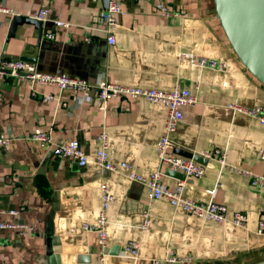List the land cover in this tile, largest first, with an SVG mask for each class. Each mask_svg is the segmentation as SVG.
Segmentation results:
<instances>
[{
    "label": "crops",
    "instance_id": "1",
    "mask_svg": "<svg viewBox=\"0 0 264 264\" xmlns=\"http://www.w3.org/2000/svg\"><path fill=\"white\" fill-rule=\"evenodd\" d=\"M156 1L121 0L115 43L108 45L98 22L102 0H0V9L17 16L33 17L39 9H48L43 35L54 34L51 40L42 36L35 48L36 30L23 26L7 42L13 14L0 11V57L35 58L43 74L61 73L90 83L103 78L162 91L181 87L195 94L196 105L183 109V120L171 136L173 149L194 155L219 149L226 160L224 166L207 160L203 176L185 183L184 196L205 203L211 200L208 191L216 189L212 200L229 215H246L247 228L203 221L166 200L148 203L146 189L126 177L128 171L147 177L157 169L155 145L167 114L164 106L122 98L104 107L80 103L77 94L5 77L0 84V136L10 144L0 148V222L33 230L24 235L0 230V264H151L170 250L192 256L194 264L264 260V236L255 233L257 223H264V184L254 187L232 172L235 168L264 177V162L258 158L264 125L227 109L230 104L264 106V88L234 55L213 0H162L172 13L168 17L156 12ZM54 20L69 27H55ZM182 55L221 62L225 70L199 69ZM36 129L50 132L56 144L78 140L89 157L105 132L109 160L120 170L106 172L93 162L78 168L71 160L46 156L29 140ZM175 180L166 176L164 182L171 186ZM102 184L115 201L106 213L108 253L100 261L97 235L83 231L82 225L97 219ZM10 211L18 214L11 216ZM144 212L150 218L146 230L141 228ZM129 241L140 244L137 260L120 256Z\"/></svg>",
    "mask_w": 264,
    "mask_h": 264
},
{
    "label": "built area",
    "instance_id": "2",
    "mask_svg": "<svg viewBox=\"0 0 264 264\" xmlns=\"http://www.w3.org/2000/svg\"><path fill=\"white\" fill-rule=\"evenodd\" d=\"M96 1V0H93ZM154 9L163 17L172 15L168 6L162 0H157L154 4ZM1 12L10 13L15 16L13 11L8 9H0ZM121 0H102V8L98 18V22L102 25L104 32L107 35L108 45L115 43V30L117 28V18L121 15ZM48 9H39L35 12L32 18L43 23L48 20ZM55 27L68 28L69 25L60 20L51 22ZM53 33H45L43 38L47 40L53 39ZM190 65L199 69H209L216 72H223L225 65L221 62L208 59L205 57H193L192 55H182ZM5 77H15L20 80L27 81L30 85H43L56 87L61 92H71L77 94L76 101L96 102L99 106L104 107L108 102L114 99H143L152 104H160L167 109L166 118L164 120L163 129L155 145V154L158 163L157 169L149 176L138 175L132 171L126 173V177L135 183L142 185L147 191V201L152 203L157 200H166L173 208L179 209L189 216L196 217L203 221L214 222L218 225L231 223L233 226L246 229L248 226V218L246 215L234 212L228 214L227 208L221 204L214 202L212 199L216 189L208 191L211 200L205 203L196 202L184 196L186 187L185 182L175 180L174 184L169 186L165 184V171L171 170L180 173L186 178L199 180L204 174V166L193 161L176 155L173 152V144L171 141L172 134L176 131L178 124L183 120V109L193 107L197 103L196 95L189 90L181 87H175L170 91H162L156 89L139 88L133 86H124L110 83L105 79H98L94 83H90L84 79L68 76L61 73L43 74L39 72L35 64L20 61L9 60L0 57V84ZM81 94L80 96H78ZM47 97L45 100H49ZM227 109L233 113H238L256 120L260 125H264V106L243 107L239 104H230ZM29 140L36 143L45 150L46 156H51L55 159H68L76 164L78 168H84L90 162L106 172H118L119 167L111 163L109 160L110 142L108 135L103 132L98 136L99 149L92 157H89L84 146L78 140H69L64 144H56L53 142L51 133L40 129L34 130ZM10 140L0 136V148L7 147ZM201 157L206 160H214L221 166L225 165V151L216 149L212 153L202 154ZM258 158L264 162V147L258 150ZM125 170H131L126 165H122ZM235 174L244 176L251 181L254 187L264 184V177L252 175L250 172L241 169H232ZM221 185V181L216 182V188ZM115 201L110 193L107 185L100 186V210L97 219L92 223L82 225V230L88 233L97 235L99 253L98 258L103 261L107 257V210ZM17 211H10L9 215L16 216ZM142 230H146L150 223V218L147 212L143 214ZM11 229L19 230L22 235L27 230L32 231V227L18 225L15 223H1L0 230ZM255 233L259 236H264V223L259 221L256 226ZM140 244L136 241H129L120 256L129 257L132 260H137L140 257ZM195 260L192 256H178L172 250L168 251L166 257L162 260H153L151 264H194Z\"/></svg>",
    "mask_w": 264,
    "mask_h": 264
},
{
    "label": "water",
    "instance_id": "3",
    "mask_svg": "<svg viewBox=\"0 0 264 264\" xmlns=\"http://www.w3.org/2000/svg\"><path fill=\"white\" fill-rule=\"evenodd\" d=\"M216 18L239 63L264 88V0H213ZM32 26L37 32L35 48H39L43 36V22L32 17L13 16L10 21L7 42L15 37L18 27ZM34 64L35 58L2 56ZM173 152L181 157L206 165L207 160L179 149ZM165 175L183 182L194 181L184 175L166 170ZM108 253V250L106 251ZM118 255L110 251V255ZM255 264H264V260Z\"/></svg>",
    "mask_w": 264,
    "mask_h": 264
}]
</instances>
